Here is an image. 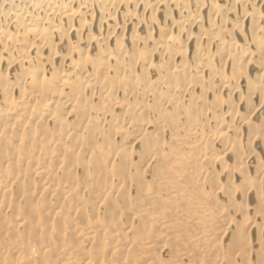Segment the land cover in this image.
Returning a JSON list of instances; mask_svg holds the SVG:
<instances>
[{
  "label": "bare ground",
  "instance_id": "bare-ground-1",
  "mask_svg": "<svg viewBox=\"0 0 264 264\" xmlns=\"http://www.w3.org/2000/svg\"><path fill=\"white\" fill-rule=\"evenodd\" d=\"M0 264H264V0H0Z\"/></svg>",
  "mask_w": 264,
  "mask_h": 264
},
{
  "label": "rangeland",
  "instance_id": "rangeland-1",
  "mask_svg": "<svg viewBox=\"0 0 264 264\" xmlns=\"http://www.w3.org/2000/svg\"><path fill=\"white\" fill-rule=\"evenodd\" d=\"M118 112H119V110H115L114 112L107 114V117L106 118H109V115H111V114H117ZM130 140H132V137H130L126 141H124V142H126V143H123L125 147L129 145Z\"/></svg>",
  "mask_w": 264,
  "mask_h": 264
}]
</instances>
